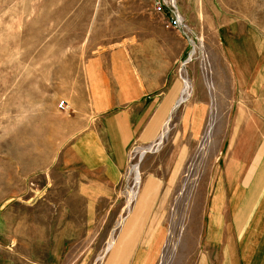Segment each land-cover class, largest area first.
Segmentation results:
<instances>
[{"label":"rangeland","instance_id":"1","mask_svg":"<svg viewBox=\"0 0 264 264\" xmlns=\"http://www.w3.org/2000/svg\"><path fill=\"white\" fill-rule=\"evenodd\" d=\"M171 21L177 25L167 27ZM118 49L144 52L140 84L163 85L148 101L187 99L162 123L161 134L166 127L168 132L159 147H132L116 200L97 206L110 210L109 226L99 217V232L88 234L89 203L68 197L75 179L62 161L81 119L93 110L89 63L100 60L104 69L106 57ZM63 100L71 112L59 111ZM189 112V124L199 133L183 138L182 119ZM150 146L156 148L147 157L179 153L181 168L163 202L165 240L156 264H201L209 197L232 147L247 152L242 161L251 158L243 186L253 182V173L264 176V0H0V264L39 262L37 244L46 234L50 264H56L57 239L74 236L67 227L70 211L80 217L81 242L74 250L70 241L62 243L63 257H74V264H107L106 250L143 180L141 175L136 185L132 172L138 151ZM156 169L166 176L168 165ZM255 205L242 201L226 224L248 231Z\"/></svg>","mask_w":264,"mask_h":264},{"label":"crops","instance_id":"2","mask_svg":"<svg viewBox=\"0 0 264 264\" xmlns=\"http://www.w3.org/2000/svg\"><path fill=\"white\" fill-rule=\"evenodd\" d=\"M144 57L141 50L118 49L106 57L104 69L100 60L88 65L89 76H93L90 103L93 110L81 119L62 161L63 170L72 173L75 179L74 193L68 197L89 203L85 224V233L88 234L99 232V217L105 218L102 225L109 226L110 210L97 209V206L116 200V188L128 169L132 147L156 143L163 129L162 123L171 116L177 104L173 97L167 95L148 101L146 97L160 92L163 85L140 84L138 73L142 71L138 68V60ZM96 79L100 80V85H94ZM193 116L191 112L183 115L182 122L187 126L186 130H180L181 137L194 138L199 133V129L192 130L189 124L194 120ZM252 145L255 148L257 143L249 146ZM244 153L247 152L240 149L238 152L232 147L225 172L211 191L205 213L206 226L201 233V264H264V176L259 179L253 173V182L243 186L252 169L246 164L251 158L242 161L240 154ZM148 154L141 162L143 180L137 199L117 233L114 245L106 253L107 264H156L161 256L165 240L160 221L163 202L168 201L171 185L181 169L180 158L177 152H171L167 158L163 151L152 157H147ZM159 164L168 165L166 176L162 171L158 174L156 167ZM242 201L256 202L253 223L248 231L226 224ZM62 213L66 214L65 211ZM69 213L72 218L67 227L74 236L57 239L58 252L52 255L56 264H74V257H63L60 252L65 250L62 243L70 241L74 250L75 243L79 245L81 242L80 217L75 211ZM242 234L246 237L241 241L239 235ZM50 244V237L46 234L37 244L42 249L40 261L30 259L31 264H50Z\"/></svg>","mask_w":264,"mask_h":264},{"label":"bare ground","instance_id":"3","mask_svg":"<svg viewBox=\"0 0 264 264\" xmlns=\"http://www.w3.org/2000/svg\"><path fill=\"white\" fill-rule=\"evenodd\" d=\"M172 3L174 4V0H172ZM179 19H180V21L182 22V19H181V17L179 16ZM178 19V20H179ZM194 52L195 51H191L190 52V55H189V58H191L192 56H193V54H194ZM188 90H189V83H188V81H185V90H184V92L186 93V95H189L188 93L190 92H188ZM183 93V92H182ZM186 99H187V97L186 98H184V97H182L181 99H180V101H178V103L176 104V107L177 106H179L181 103H183V102H185L186 101ZM169 117V116H168ZM168 125V123L166 124V126ZM167 132H168V128L166 127L165 129H164V131H163V133L160 135V137H159V140L155 143V145H153V146H156V147H159L160 145H161V143H162V141H163V139H164V137L166 136V134H167ZM153 146H150V147H148V148H141L139 151H138V163H136L134 166H133V168H132V172L134 173V175H135V183H136V185H138V184H140L141 183V171H140V167H139V163L143 160V158H144V156L148 153V152H150V151H152V150H154L155 148L153 147ZM130 198L129 199H131V201L132 200H134L135 198H136V192H134V193H132L131 192V194H130ZM131 203V202H130ZM115 242V241H114ZM113 242V243H114ZM112 245L113 244H110L109 246H108V248H107V252L112 248Z\"/></svg>","mask_w":264,"mask_h":264},{"label":"built area","instance_id":"4","mask_svg":"<svg viewBox=\"0 0 264 264\" xmlns=\"http://www.w3.org/2000/svg\"><path fill=\"white\" fill-rule=\"evenodd\" d=\"M159 10H161V8H159ZM177 21L179 23L180 20H177ZM177 21H171V22L167 23V27H175L177 25ZM180 23H182V22L180 21ZM180 23H179V25H180ZM58 109L62 113H69L72 111L71 105L69 104L68 101H65V100L61 101L58 104Z\"/></svg>","mask_w":264,"mask_h":264}]
</instances>
